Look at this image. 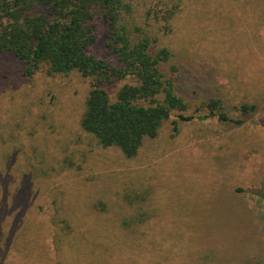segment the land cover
I'll use <instances>...</instances> for the list:
<instances>
[{
	"label": "rangeland",
	"instance_id": "rangeland-1",
	"mask_svg": "<svg viewBox=\"0 0 264 264\" xmlns=\"http://www.w3.org/2000/svg\"><path fill=\"white\" fill-rule=\"evenodd\" d=\"M125 1L175 64L211 74L228 117L256 110L173 115L126 157L81 128L78 72L27 77L6 56L0 264H264V0Z\"/></svg>",
	"mask_w": 264,
	"mask_h": 264
},
{
	"label": "trees",
	"instance_id": "trees-1",
	"mask_svg": "<svg viewBox=\"0 0 264 264\" xmlns=\"http://www.w3.org/2000/svg\"><path fill=\"white\" fill-rule=\"evenodd\" d=\"M130 6L125 0H0V61L12 57L27 77L78 72L89 85L81 128L126 157L173 115L190 120L202 111L199 119L240 125L255 112V105L242 104L239 118L228 117L221 99L205 90L214 84L211 74L175 64L170 49L133 23ZM173 14L174 7L161 15L165 32Z\"/></svg>",
	"mask_w": 264,
	"mask_h": 264
}]
</instances>
